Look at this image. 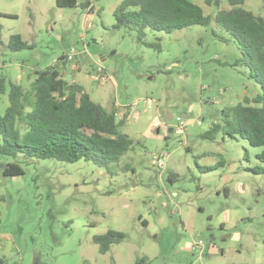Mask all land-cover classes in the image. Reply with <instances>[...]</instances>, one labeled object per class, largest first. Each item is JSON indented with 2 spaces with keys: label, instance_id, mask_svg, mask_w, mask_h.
Listing matches in <instances>:
<instances>
[{
  "label": "rangeland",
  "instance_id": "obj_1",
  "mask_svg": "<svg viewBox=\"0 0 264 264\" xmlns=\"http://www.w3.org/2000/svg\"><path fill=\"white\" fill-rule=\"evenodd\" d=\"M189 1L207 16L230 8L229 0ZM243 1L264 18V0ZM77 2L59 9L56 0H0V76L31 92L36 72L57 68L107 111H128L121 131L133 144L106 167L0 155V260L264 264V173L255 172L264 169V149L234 134V117H225L262 95L239 62L238 44L214 22L171 34L146 29L142 41L134 28H114L122 0ZM13 35L31 49H7ZM73 48L75 60L66 61ZM99 60L111 79L97 76ZM8 107L6 94L0 116ZM10 164L24 174L5 176ZM110 230L126 238L101 254L94 238ZM211 237L216 248L209 250ZM196 241L206 243L202 258L192 250Z\"/></svg>",
  "mask_w": 264,
  "mask_h": 264
},
{
  "label": "trees",
  "instance_id": "obj_2",
  "mask_svg": "<svg viewBox=\"0 0 264 264\" xmlns=\"http://www.w3.org/2000/svg\"><path fill=\"white\" fill-rule=\"evenodd\" d=\"M220 3L221 0L206 1L211 6ZM228 4V10L213 17L189 0H122L115 11L114 28H134L142 40L146 29L171 34L194 26L210 27L213 22L223 27L241 50L239 62L262 89V95L252 102L245 99L243 104L226 111L225 117H234V134L242 136L250 146L264 149V18L246 9L243 0H229ZM56 6L73 9L78 3L56 0ZM6 48L20 52L31 46L20 35H13ZM36 75L31 92L0 76V98L8 94L9 99V107L0 116V155L24 154L69 163L85 160L106 167L118 163L131 149L132 140L121 131L127 114L119 121L116 111H107L95 103L83 86L66 81L55 67ZM213 132H217V127L209 135ZM258 158L264 164V151ZM255 172L262 174L264 169ZM23 174L24 169L17 164L8 165L4 171L5 176ZM125 238L124 233L110 230L96 236L94 242L99 252L106 254ZM0 264L4 262L0 260Z\"/></svg>",
  "mask_w": 264,
  "mask_h": 264
},
{
  "label": "built area",
  "instance_id": "obj_3",
  "mask_svg": "<svg viewBox=\"0 0 264 264\" xmlns=\"http://www.w3.org/2000/svg\"><path fill=\"white\" fill-rule=\"evenodd\" d=\"M81 42H83L82 54L83 55H88L89 54L88 47H87V44L84 43L85 39L84 40L82 39ZM76 56H77V50L73 48L71 50V53L66 58H67L68 61H74ZM96 65H97L96 74H97L98 77H100L101 79H104V80L111 79L110 72L107 71L101 65V61L100 60H99V62L96 63ZM126 114L128 115V111H125V115ZM125 115L121 116V115H119V113H117V119L119 121H121L124 118ZM198 124L201 125V122H198ZM176 129L180 133H184V132H186L187 127L185 126L183 121L179 120V123H178ZM192 250L194 252L200 251V253H201L200 258H202L203 253L206 251V243L204 241H196V242H194V245L192 246Z\"/></svg>",
  "mask_w": 264,
  "mask_h": 264
},
{
  "label": "water",
  "instance_id": "obj_4",
  "mask_svg": "<svg viewBox=\"0 0 264 264\" xmlns=\"http://www.w3.org/2000/svg\"><path fill=\"white\" fill-rule=\"evenodd\" d=\"M170 120L172 119V118H169ZM171 133L173 132V130H171L170 131ZM215 241V237H211L209 240H208V246H207V248L208 249H211V248H213V242Z\"/></svg>",
  "mask_w": 264,
  "mask_h": 264
},
{
  "label": "crops",
  "instance_id": "obj_5",
  "mask_svg": "<svg viewBox=\"0 0 264 264\" xmlns=\"http://www.w3.org/2000/svg\"><path fill=\"white\" fill-rule=\"evenodd\" d=\"M77 1V0H76ZM78 3V2H77ZM86 6H87V8L86 9H88L89 11H90V9L92 8V6H90L89 5V3L88 4H86ZM245 6H247L248 7V3H245ZM74 9V8H73ZM93 9V8H92ZM246 9H248V8H246ZM251 11V10H250ZM74 83H76V84H79V83H77V82H74ZM79 85H81V84H79ZM82 86V85H81ZM84 88V87H83ZM84 90H85V88H84ZM85 92H86V90H85ZM211 250V249H210Z\"/></svg>",
  "mask_w": 264,
  "mask_h": 264
},
{
  "label": "flooded vegetation",
  "instance_id": "obj_6",
  "mask_svg": "<svg viewBox=\"0 0 264 264\" xmlns=\"http://www.w3.org/2000/svg\"><path fill=\"white\" fill-rule=\"evenodd\" d=\"M213 245V248H216V245L212 244ZM210 250V249H209Z\"/></svg>",
  "mask_w": 264,
  "mask_h": 264
}]
</instances>
